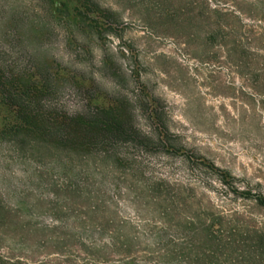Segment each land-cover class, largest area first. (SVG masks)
I'll return each mask as SVG.
<instances>
[{"label":"rangeland","instance_id":"374dc122","mask_svg":"<svg viewBox=\"0 0 264 264\" xmlns=\"http://www.w3.org/2000/svg\"><path fill=\"white\" fill-rule=\"evenodd\" d=\"M54 1L72 17L75 0ZM257 1L97 0L117 17L114 34L100 19L95 34L36 0H0V63L53 75L54 107L72 114L123 100L143 136L167 132L163 145L120 144L124 173L0 143V264H264V245L255 248L264 208L200 164L264 197ZM10 120L0 104V128Z\"/></svg>","mask_w":264,"mask_h":264},{"label":"trees","instance_id":"16d2710c","mask_svg":"<svg viewBox=\"0 0 264 264\" xmlns=\"http://www.w3.org/2000/svg\"><path fill=\"white\" fill-rule=\"evenodd\" d=\"M36 1L50 17L55 18L54 14L65 16L67 22L75 26L87 20V27L94 28L95 34L100 33L96 25L100 19L103 20L101 26L107 25L106 31L110 30L114 34L111 24L117 14L101 7L97 0H75L77 6L72 17L64 4L54 0ZM254 10L258 24H262L257 28L262 29L264 0H258ZM260 34L264 35V30ZM260 34L257 33L255 37ZM257 58L259 60L262 56L258 54ZM258 60L257 65H261ZM57 86L58 82L48 72L19 71L11 64L0 63V104L8 110V117L11 118L0 128V143L40 146L69 155L95 158L123 173L124 168L129 166V160L118 155L116 149L120 144L145 148L151 143L166 144L165 129L160 132L162 138L152 141L132 125L130 112L123 100L106 107H88L85 112L72 114L54 107L51 101L57 92ZM200 164L227 190L242 198L252 199L264 208V197L250 191H239L235 186L236 179L229 172L212 163ZM255 233L258 237L255 248L261 249L264 245V233L259 230Z\"/></svg>","mask_w":264,"mask_h":264}]
</instances>
